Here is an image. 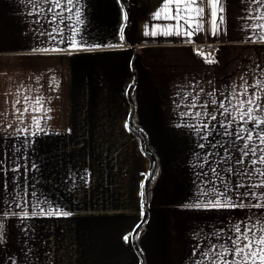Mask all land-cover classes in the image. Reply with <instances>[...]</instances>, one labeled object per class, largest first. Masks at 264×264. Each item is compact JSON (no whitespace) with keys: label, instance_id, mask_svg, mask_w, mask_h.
I'll use <instances>...</instances> for the list:
<instances>
[{"label":"crops","instance_id":"crops-1","mask_svg":"<svg viewBox=\"0 0 264 264\" xmlns=\"http://www.w3.org/2000/svg\"><path fill=\"white\" fill-rule=\"evenodd\" d=\"M126 1L61 0V9L54 11L63 21L50 24V4L0 0V218L5 211L31 214L40 208L72 213L3 218L0 264H138L139 254L142 264H194L210 243L223 242L214 233L227 234L246 217L262 218L255 208L186 207L197 202L201 190L220 187L219 181L206 183L214 179L210 167H232L231 186L256 184L261 177L242 173L245 167L251 169L247 161L255 157L245 158V165L235 163L244 142L235 140L237 123L228 129L232 136L223 135L220 123L230 117L221 116L218 105L209 104V116L184 114L203 113L202 105L212 99L230 107L225 98L233 86L239 94L245 81L264 79V29L255 27L264 24L257 19L264 7L251 0H221L225 11L217 13V23L224 15L225 24L213 36L205 0L203 32L186 43L183 35L162 34L194 27L166 18L161 11L165 0ZM171 7L174 16L175 5ZM77 9L82 24L77 23ZM57 26L67 39L78 28L82 48L33 51L68 48L59 43L61 36L53 41L40 34ZM122 27L126 38L120 40ZM152 30L158 34H145ZM82 32L86 44L81 43ZM197 50L217 62L206 63ZM25 97L29 103L44 100L48 111L41 119L42 132L31 117L45 113L31 108L24 113ZM17 99L20 104H15ZM129 121L156 161L146 187V217L134 232L135 247L131 232L143 213L142 186L151 164Z\"/></svg>","mask_w":264,"mask_h":264},{"label":"snow or ice","instance_id":"snow-or-ice-1","mask_svg":"<svg viewBox=\"0 0 264 264\" xmlns=\"http://www.w3.org/2000/svg\"><path fill=\"white\" fill-rule=\"evenodd\" d=\"M30 3L35 4H50L51 7L48 8V12L52 13L51 19L48 22L54 23L58 18L63 21V17L60 13L55 12L54 9H61V0H29ZM78 2V0H77ZM205 0H165L162 12L168 14L166 18L176 19L178 22L184 20L186 24L193 23L194 27H188L184 31L176 30L173 31L169 29L163 32L164 35H183L187 37L186 43H192V37L196 34L203 32V15H204V4ZM208 7L210 10L209 19V32L211 35L216 36L221 31V25L225 24L224 15L219 16V23H217V13H224L225 8L221 3V0H207ZM252 3H256L261 7H264V0H251ZM67 4H73V0H67ZM175 5V15L172 13V5ZM34 11H43V9L37 10L34 7ZM71 11V9H69ZM80 11L76 10L77 23H81ZM155 17L159 19L161 17V12L155 13ZM195 17L199 22L193 20ZM127 13L124 14L123 19L127 20ZM47 19V18H46ZM257 19H264V14L257 17ZM39 23V21H37ZM249 27V25H245ZM255 27L264 29V24L255 25ZM226 31V29H224ZM64 29H59L53 27L51 32H42L41 35H47L51 40L56 41L57 36H61L59 43H67L68 48L61 49L59 47L41 48L34 49L33 51L39 52H62L77 51L82 48V45L77 41L76 34L79 32L78 28L71 29V39L63 37ZM146 35L156 36L158 32L152 30L151 32H146ZM120 40L124 39L123 27L120 29ZM261 40H264V35L261 36ZM115 46V45H110ZM98 47V46H97ZM198 55L205 56L203 51L197 50ZM205 62L209 64L216 63L217 61L211 56H205ZM203 91V90H201ZM211 96L212 94L209 93ZM194 98L191 107L195 108L196 103ZM225 99L229 100L230 107L225 106V101L212 99L210 101H205L202 107L205 109L203 113L197 111L195 113H185L184 115H194V117L209 116L207 108L209 104L217 106V111L221 116H228L230 119L227 120L225 124L223 121L220 123V127L224 128L225 131L223 135L232 136L233 133L229 132L228 129L232 127L233 123H237L238 127L235 130V140L243 141V147L239 149L240 158L235 161L237 165H245V158L251 156L254 159H249L247 161L251 169L245 167L242 169L243 176L251 178L252 175H258L261 177L259 183L256 184H246L243 182H237L235 186H231V176L233 175V168L228 167L227 169H220L219 167H210V172L212 173L213 180L206 181V183H214L219 181L220 187H211L207 191L201 190L197 194V202L186 205L189 208L195 209H245V208H255L261 210V219L257 221H252L251 217H246L245 220L233 223L232 227L229 229V233L225 234L223 232L214 233L217 240H223L221 243H210L207 250L201 252V259L196 260L194 264H264V168L257 167V165H264V79H257L255 83L249 84L247 81L244 82V87L242 91L237 94L235 86H233V92L230 97ZM235 101V103H231ZM25 106L24 113L29 112L31 108L32 112L35 113H45V117L32 116V123L36 128L37 132H42L41 119L46 118V113L48 109L44 107L43 98H37L35 101L29 103V98H24ZM15 104H20V100L17 99ZM17 112L20 110L17 108ZM23 113H21V117ZM211 120L216 121L217 116L211 115ZM251 124V127L248 125ZM204 129H208L209 125L204 124ZM21 130H17L19 132ZM27 132V128L23 129ZM200 129H197L199 133ZM36 133H33L35 135ZM206 134L203 139L207 140L208 135ZM251 145V147H250ZM215 145H213L214 147ZM199 147L204 148V144H200ZM227 152V149H225ZM259 153V155H257ZM211 155H205L204 161L208 163V157ZM227 159H231L230 156ZM203 167V165H201ZM225 171L228 176L225 177L221 175V172ZM207 176V173H204ZM242 179V177H241ZM244 189V191H240ZM259 190V191H258ZM201 197H209L208 199H201ZM245 199L251 200L256 199L258 202L255 204L245 203ZM19 207V205H17ZM11 216H19L21 218H28L30 215L35 217L38 215L43 216H70L71 212L63 211L60 209L53 210L48 208H40V211H32L31 214L25 210L22 213H9L7 211L3 212V217L0 218V243L3 242V234L5 232V225L2 222L3 218ZM139 227V225L137 226ZM129 239V236L124 238ZM199 251V246L197 245L193 249V255H196Z\"/></svg>","mask_w":264,"mask_h":264},{"label":"water","instance_id":"water-1","mask_svg":"<svg viewBox=\"0 0 264 264\" xmlns=\"http://www.w3.org/2000/svg\"><path fill=\"white\" fill-rule=\"evenodd\" d=\"M124 2L127 4V1L124 0ZM129 94V92H127V95ZM129 98V97H128ZM129 102H130V107L132 106L131 105V100L129 99ZM129 125L130 127L138 133V135L140 136V140H141V144H142V147L144 149V151L146 153H148L151 157V166L150 168L148 169L146 175H145V178H144V181H143V186H142V196H143V213H142V216L141 218L139 219L138 223L135 225V227L133 228L132 232H131V240L133 242V246L135 247L134 245V232H135V229L136 227L145 219L146 217V187H147V183H148V180H149V177L154 169V166H155V159L153 157V155L150 153V151L147 149L146 145H145V142H144V137L142 135V133L137 129L135 128L129 121ZM136 249V248H135ZM138 264H142V259H141V256L139 254V262Z\"/></svg>","mask_w":264,"mask_h":264},{"label":"trees","instance_id":"trees-1","mask_svg":"<svg viewBox=\"0 0 264 264\" xmlns=\"http://www.w3.org/2000/svg\"><path fill=\"white\" fill-rule=\"evenodd\" d=\"M147 149H148V145H147ZM148 150H149L150 153L153 155L152 151H151L150 149H148ZM145 155H146V158H147L148 166H150V164H151V157H150V155H149L148 153H146V152H145ZM153 157H154V156H153ZM154 159H155V158H154ZM155 166H156V161H155ZM154 170H155V167H154V169H153V171H152V173H151V175H150V177H149V180H148V183H147V187H148V184L150 183L151 178L153 177Z\"/></svg>","mask_w":264,"mask_h":264},{"label":"rangeland","instance_id":"rangeland-1","mask_svg":"<svg viewBox=\"0 0 264 264\" xmlns=\"http://www.w3.org/2000/svg\"><path fill=\"white\" fill-rule=\"evenodd\" d=\"M82 22H81V24L82 23H84L85 22V20L82 18V20H81ZM87 29H90V28H87ZM80 37H81V43L82 44H86L87 43V38H86V35L82 32V34L80 35ZM125 37V36H124ZM126 38V37H125Z\"/></svg>","mask_w":264,"mask_h":264}]
</instances>
